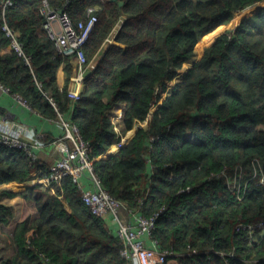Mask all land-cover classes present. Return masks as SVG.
Segmentation results:
<instances>
[{
  "label": "trees",
  "instance_id": "16d2710c",
  "mask_svg": "<svg viewBox=\"0 0 264 264\" xmlns=\"http://www.w3.org/2000/svg\"><path fill=\"white\" fill-rule=\"evenodd\" d=\"M47 1L73 24L89 8L97 16L83 48L94 64L84 90L68 96L72 56L42 28V0H0V83L41 117L78 128L103 188L128 210L158 213L150 238L173 249L176 264H264V223L235 228L264 221V6L218 35L166 91L203 36L263 0ZM113 104L124 131L147 122L108 153ZM48 167L0 144V185L44 177ZM53 185L0 191L24 201L17 219L0 203V264H130L108 217L91 212L72 178Z\"/></svg>",
  "mask_w": 264,
  "mask_h": 264
},
{
  "label": "built area",
  "instance_id": "2783aa9c",
  "mask_svg": "<svg viewBox=\"0 0 264 264\" xmlns=\"http://www.w3.org/2000/svg\"><path fill=\"white\" fill-rule=\"evenodd\" d=\"M14 0H3V7L10 5ZM41 13L43 15L42 28L48 37L54 41L59 53L71 55L77 63V79L83 81L86 71L94 67L86 62L84 44L86 37L97 21L93 8L87 10L89 15L87 21H80L73 24L66 10L49 5L47 0H42ZM6 34L13 37V34L6 25L3 26ZM12 45L18 54H23L19 42L13 37ZM79 90L76 87L68 90V96L73 101L79 98ZM24 105L27 103L23 100ZM112 122V129L117 141L111 146V150L120 149L127 142V135L130 130L122 128V107L113 104L108 111ZM60 124L64 130L62 139L69 141V148H60V155L49 166L47 174L38 179L39 182L49 186L53 191V181L61 183L65 176H70L77 184L82 201L89 207L91 212L97 216H109L117 223L116 234L122 243L121 255L130 264H170L176 261V253L173 249H161L156 239L150 238L151 230L155 225L156 216H145L126 209L121 202L110 195L102 186L101 180L93 171V159L90 154V145L84 141L78 128L68 119L59 117ZM0 143L10 147L23 150L26 154L36 158L34 153L22 140L0 131ZM240 194L239 187L234 189ZM256 225L238 222L236 229L252 230ZM150 241L148 244L147 242ZM192 253L196 250L192 249ZM232 256V253H229ZM224 264H228L227 262Z\"/></svg>",
  "mask_w": 264,
  "mask_h": 264
},
{
  "label": "crops",
  "instance_id": "0c3cea01",
  "mask_svg": "<svg viewBox=\"0 0 264 264\" xmlns=\"http://www.w3.org/2000/svg\"><path fill=\"white\" fill-rule=\"evenodd\" d=\"M195 61H193L191 65ZM70 62L72 65V74L70 77L68 88L70 89L76 87L80 90V92H82L85 88V84L83 81L76 78V60L71 57ZM181 75L182 72L179 73L177 77H180ZM65 79L66 74L61 67L58 69L56 74V81L59 88H62L64 86ZM143 122L146 124L147 120H135L131 130L129 131L130 133H128L127 136H132L140 126H144L145 124H143ZM0 131L22 140L23 143L34 153L36 159L41 160L48 166L52 165L54 161L59 157L61 147L66 146L67 148H69V146H71L69 141H67L66 139H62L64 130L60 124V121L41 117L34 110L24 105L16 95L9 92L1 83ZM110 152L115 153V150H111ZM37 180V178L31 176L25 179L23 182L12 181L3 183L0 185V191L3 189H10L12 191L19 192L23 190L27 185L35 183ZM0 203L11 205L13 208V214H15V212L17 211L15 203L18 205H22L24 204V201L18 195L12 197L0 195ZM107 217L109 219L110 226H112L113 230L116 232V221H114L109 216ZM147 242L148 244L150 243L148 239ZM170 264H176V261H171Z\"/></svg>",
  "mask_w": 264,
  "mask_h": 264
},
{
  "label": "rangeland",
  "instance_id": "374dc122",
  "mask_svg": "<svg viewBox=\"0 0 264 264\" xmlns=\"http://www.w3.org/2000/svg\"><path fill=\"white\" fill-rule=\"evenodd\" d=\"M263 4H264V1H262L260 3H257V4H254L253 6L247 8L245 10H242L240 12L235 13L233 19L230 22L218 26L213 31H210L205 36H203L202 39L196 45V48L194 50V54H193L192 58L189 59L188 61H185L183 63L181 72H183L187 67H190V65H191V63L193 61H195V60L197 61L198 59H200L201 56L203 55L204 49L206 47L212 45L214 43V41L216 40V37L218 35H220L221 33H223L227 29L234 28L238 24L239 20H241L242 16H244L245 14H248V9L252 8V10H254V9L258 8V7H261V6H258V5H263ZM108 43L109 42L107 41L104 44V47H106ZM181 77L182 76L176 77L172 81H170V83L168 84V87H167L166 91L170 90V88L173 86V84L175 82L179 81L181 79ZM237 84H238V82H237ZM163 98H165V93L163 95ZM143 124H145V123L143 122ZM141 125H142V123H141ZM15 206H16L17 211L15 212L14 217L17 219V218L21 217L22 214H23L24 204H22V205L19 204L18 205V204L15 203Z\"/></svg>",
  "mask_w": 264,
  "mask_h": 264
},
{
  "label": "clouds",
  "instance_id": "9594fccd",
  "mask_svg": "<svg viewBox=\"0 0 264 264\" xmlns=\"http://www.w3.org/2000/svg\"><path fill=\"white\" fill-rule=\"evenodd\" d=\"M259 3H260V2H259ZM256 4H257V3H256ZM252 6H253V5H252ZM258 6H261V5H258ZM263 6H264V5H262L261 7H263ZM250 7H251V6H250ZM248 8H249V7H248ZM258 8H260V7H258ZM249 11H252V8L248 9V12H249ZM213 30H214V29H213ZM106 41H108V42L110 43V42H112V38H111V37H108V38L106 39ZM89 63H91V62H89ZM91 64H93V63H91ZM93 65H94V64H93ZM192 65H193V64H192ZM192 65H191V66H192ZM188 68H189V67H188ZM186 69H187V68H186ZM88 72L90 73V70L86 71L85 76L88 74ZM180 73H181V72H180ZM182 74H183V72H182ZM178 75H179V74H178ZM178 75H177V76H178ZM177 76H176V77H177ZM181 76H182V75H181ZM176 77H175V78H176ZM83 82H84V79H83ZM7 90H8V89H7ZM68 90H69V88H68ZM78 90H79V89H78ZM79 92H80V90H79ZM16 96H17V95H16ZM17 97H18V96H17ZM18 98H19V97H18ZM19 99L22 100L21 98H19ZM162 99H164V98H162ZM117 105H118V104H117ZM26 106H28V105H26ZM28 107H29V106H28ZM110 107H111V106H110ZM153 109H154V108H153ZM108 111H109V109H108ZM122 114H123V111H122ZM59 119H60V118H57L56 120L59 121ZM129 130H131V129H129ZM131 137H132V136L127 137V142L130 140ZM127 142H126V143H127ZM0 144H1V143H0ZM113 144H114V143H112V145H113ZM112 145H111V146H112ZM111 146H110V148H111ZM110 148H109V149H110ZM118 150H119V149H118ZM118 150H115V152H117ZM108 153H113V152H110V150H109ZM48 168H49V167H48ZM47 171H48V169H47ZM46 174H47V173H46ZM33 177H34V176H33ZM35 178H37V177H35ZM41 178H42V177H41ZM37 179H40V178H37ZM53 182H54V181H53ZM35 183H41V182H39V181L37 180ZM32 184H33V183H32ZM42 184H43V183H42ZM52 184H53V183H52ZM46 186H47V185H46ZM48 187H49V186H48ZM53 189H54V185H53Z\"/></svg>",
  "mask_w": 264,
  "mask_h": 264
},
{
  "label": "water",
  "instance_id": "95a60500",
  "mask_svg": "<svg viewBox=\"0 0 264 264\" xmlns=\"http://www.w3.org/2000/svg\"><path fill=\"white\" fill-rule=\"evenodd\" d=\"M119 3L122 4V1H119ZM88 74H89V72H88Z\"/></svg>",
  "mask_w": 264,
  "mask_h": 264
},
{
  "label": "bare ground",
  "instance_id": "6f19581e",
  "mask_svg": "<svg viewBox=\"0 0 264 264\" xmlns=\"http://www.w3.org/2000/svg\"><path fill=\"white\" fill-rule=\"evenodd\" d=\"M236 18V17H235Z\"/></svg>",
  "mask_w": 264,
  "mask_h": 264
}]
</instances>
